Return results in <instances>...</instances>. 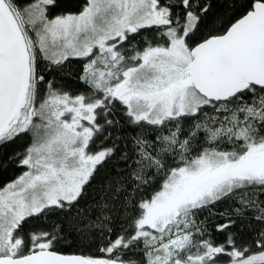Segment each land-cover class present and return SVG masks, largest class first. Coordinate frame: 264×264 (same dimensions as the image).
<instances>
[{
	"label": "snow or ice",
	"instance_id": "1",
	"mask_svg": "<svg viewBox=\"0 0 264 264\" xmlns=\"http://www.w3.org/2000/svg\"><path fill=\"white\" fill-rule=\"evenodd\" d=\"M0 264H264V0H0Z\"/></svg>",
	"mask_w": 264,
	"mask_h": 264
},
{
	"label": "trees",
	"instance_id": "2",
	"mask_svg": "<svg viewBox=\"0 0 264 264\" xmlns=\"http://www.w3.org/2000/svg\"><path fill=\"white\" fill-rule=\"evenodd\" d=\"M13 147H15V146H13ZM5 151H12V148L6 149ZM18 174H19L18 170H16L13 167V168H10L6 173H3V178H5V179L12 178Z\"/></svg>",
	"mask_w": 264,
	"mask_h": 264
}]
</instances>
